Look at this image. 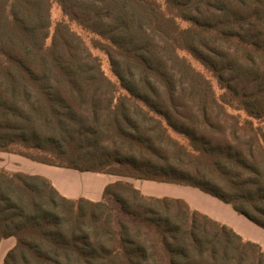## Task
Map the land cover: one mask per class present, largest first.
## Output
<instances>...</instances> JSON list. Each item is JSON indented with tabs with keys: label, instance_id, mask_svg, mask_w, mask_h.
I'll return each mask as SVG.
<instances>
[{
	"label": "trees",
	"instance_id": "trees-1",
	"mask_svg": "<svg viewBox=\"0 0 264 264\" xmlns=\"http://www.w3.org/2000/svg\"><path fill=\"white\" fill-rule=\"evenodd\" d=\"M56 1L99 37L118 85L69 23L50 35V0H0V151L195 187L264 230V0ZM180 51L213 73L219 96ZM9 237L2 264H264L260 244L183 199L126 180L99 201L72 199L0 168V242Z\"/></svg>",
	"mask_w": 264,
	"mask_h": 264
},
{
	"label": "crops",
	"instance_id": "crops-1",
	"mask_svg": "<svg viewBox=\"0 0 264 264\" xmlns=\"http://www.w3.org/2000/svg\"><path fill=\"white\" fill-rule=\"evenodd\" d=\"M2 154L4 152L0 151V168L10 172H23L44 176L67 198L86 197L92 201H99L103 199V191L106 185L118 180H126L130 181L136 189L146 196H166L183 199L192 209L198 210L212 219L230 226L243 238L260 244L264 250V231H261L259 226L238 214L229 204L198 188L173 183L119 177L104 173L80 172L71 168L56 167L36 162L15 153L5 152L4 155ZM68 182H71L73 185H70ZM77 184H80L83 188L81 192L80 189H77ZM15 243L16 239L14 237L1 240L0 264L3 263L7 252L14 247Z\"/></svg>",
	"mask_w": 264,
	"mask_h": 264
},
{
	"label": "rangeland",
	"instance_id": "rangeland-1",
	"mask_svg": "<svg viewBox=\"0 0 264 264\" xmlns=\"http://www.w3.org/2000/svg\"><path fill=\"white\" fill-rule=\"evenodd\" d=\"M156 1L163 10H166V4L164 0H154ZM51 2V8H50V20H51V27H50V35L53 34L54 32V28L55 25L59 22V21H64L69 23V26L71 27V29H73L77 34H79L82 39L84 40L85 44L87 45V47L89 48V50L92 52L93 55L97 56L101 62V68L104 72V74L113 82H115L118 85V79L115 76V74L113 73L110 63H109V59L107 54L103 51L100 50L98 47H96L97 45V41L99 39V37L94 34L91 33L85 29H83L81 26H79L78 24H76L75 22H70L67 17L63 14L59 4L57 3L56 0H50ZM182 26H187L188 24L186 22H182L181 23ZM51 42V36H49V39L47 40V43L50 44ZM180 55L184 56L187 61L191 64V66L197 70L198 72L202 73L205 77H207L212 86L213 89L215 91V93L217 94V96H219L223 91L222 89L219 88V84L217 81V78L213 75V73L206 68L199 60L195 59L190 53L186 52V51H180ZM230 113L235 114V115H239V118L241 120V122L243 123L247 118H249L246 113L242 110H236V109H232V108H228ZM250 119V118H249ZM253 124L254 126H257V124H261L259 122H257L256 120H253ZM264 129V127H263ZM172 135L183 145H186L190 151H191V147L188 144V141L186 139H184L181 135H178L174 132H171ZM24 152H28L32 155H37L38 157H46V154H42V152H36V151H32L29 149H24ZM1 152H5L6 151H1ZM9 153V152H6ZM2 154V155H4ZM116 178V177H114ZM70 185H73L71 182H68ZM77 189H80V192L83 190V188L80 186V184H77ZM86 198V197H85ZM88 199V198H87ZM109 205L112 207V209L115 212L116 218H119L121 216H124V213L121 211L120 206L117 204V202L110 200L109 201ZM261 231H264L263 229L260 228ZM261 237V236H259ZM262 238V237H261ZM264 241V240H263Z\"/></svg>",
	"mask_w": 264,
	"mask_h": 264
}]
</instances>
